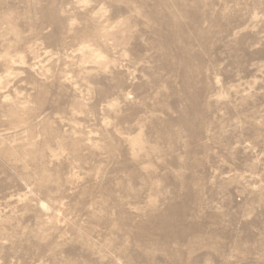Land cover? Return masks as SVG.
Masks as SVG:
<instances>
[{
    "label": "rangeland",
    "instance_id": "rangeland-1",
    "mask_svg": "<svg viewBox=\"0 0 264 264\" xmlns=\"http://www.w3.org/2000/svg\"><path fill=\"white\" fill-rule=\"evenodd\" d=\"M0 264H264V0H0Z\"/></svg>",
    "mask_w": 264,
    "mask_h": 264
}]
</instances>
